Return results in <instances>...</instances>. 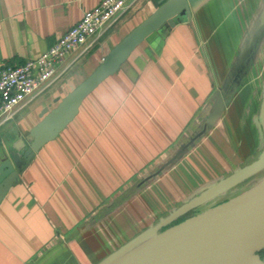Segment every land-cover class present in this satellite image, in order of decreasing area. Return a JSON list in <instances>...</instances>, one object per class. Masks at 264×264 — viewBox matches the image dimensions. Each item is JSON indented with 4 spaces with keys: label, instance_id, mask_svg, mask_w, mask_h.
I'll return each mask as SVG.
<instances>
[{
    "label": "crops",
    "instance_id": "obj_1",
    "mask_svg": "<svg viewBox=\"0 0 264 264\" xmlns=\"http://www.w3.org/2000/svg\"><path fill=\"white\" fill-rule=\"evenodd\" d=\"M101 1L0 0V67L38 58ZM160 1L136 0L63 59L49 84L0 122V161L32 145L42 115ZM262 55L264 0H200L187 22L147 37L9 188L0 264H104L150 229L253 188L264 178L252 169L263 153Z\"/></svg>",
    "mask_w": 264,
    "mask_h": 264
},
{
    "label": "water",
    "instance_id": "obj_2",
    "mask_svg": "<svg viewBox=\"0 0 264 264\" xmlns=\"http://www.w3.org/2000/svg\"><path fill=\"white\" fill-rule=\"evenodd\" d=\"M199 1L161 0L157 10L117 44L86 80L55 109L42 115L41 122L30 132L33 144L26 143L20 153L10 152L0 161V202L31 163L37 147L54 140L74 120L83 101L116 74L136 47L163 26L174 28L177 22H187L190 7ZM258 119L263 153L252 168L257 172L264 169V94ZM163 225L150 229L104 264H217L220 260L227 264L224 250L228 243L256 227L257 235L264 233V178L239 196L160 231ZM262 251L264 248L241 264H264L259 257Z\"/></svg>",
    "mask_w": 264,
    "mask_h": 264
},
{
    "label": "built area",
    "instance_id": "obj_3",
    "mask_svg": "<svg viewBox=\"0 0 264 264\" xmlns=\"http://www.w3.org/2000/svg\"><path fill=\"white\" fill-rule=\"evenodd\" d=\"M136 0H102L84 12L81 20L36 59L19 66L0 67V122L12 118L16 110L55 75L56 66L81 46L97 40L119 21Z\"/></svg>",
    "mask_w": 264,
    "mask_h": 264
},
{
    "label": "bare ground",
    "instance_id": "obj_4",
    "mask_svg": "<svg viewBox=\"0 0 264 264\" xmlns=\"http://www.w3.org/2000/svg\"><path fill=\"white\" fill-rule=\"evenodd\" d=\"M248 235H244L236 241L228 243L225 247L227 264H241L242 260H249L253 254L264 248V233L257 235L256 229H250ZM217 264H224L223 260Z\"/></svg>",
    "mask_w": 264,
    "mask_h": 264
},
{
    "label": "rangeland",
    "instance_id": "obj_5",
    "mask_svg": "<svg viewBox=\"0 0 264 264\" xmlns=\"http://www.w3.org/2000/svg\"><path fill=\"white\" fill-rule=\"evenodd\" d=\"M264 55H262V58H261V62H259L258 64H257V72L259 73V72H262V74L264 73ZM257 73V74H258ZM260 83H261V80H259V82L257 83V84H259L260 85ZM263 176H264V171L262 172V173H260V174H258V176H257V181L262 177L263 178ZM261 178V179H262ZM243 189V188H242ZM259 257L261 258V259H264V253H259Z\"/></svg>",
    "mask_w": 264,
    "mask_h": 264
},
{
    "label": "trees",
    "instance_id": "obj_6",
    "mask_svg": "<svg viewBox=\"0 0 264 264\" xmlns=\"http://www.w3.org/2000/svg\"><path fill=\"white\" fill-rule=\"evenodd\" d=\"M183 220H184V219H180V220L176 221L173 225H175V224H177V223H179V222H181V221H183ZM262 253H264V251H262L261 254H262Z\"/></svg>",
    "mask_w": 264,
    "mask_h": 264
}]
</instances>
